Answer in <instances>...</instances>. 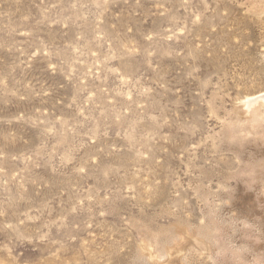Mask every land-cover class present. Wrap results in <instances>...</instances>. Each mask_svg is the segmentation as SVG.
Returning <instances> with one entry per match:
<instances>
[{
	"label": "rangeland",
	"instance_id": "rangeland-1",
	"mask_svg": "<svg viewBox=\"0 0 264 264\" xmlns=\"http://www.w3.org/2000/svg\"><path fill=\"white\" fill-rule=\"evenodd\" d=\"M264 0H0V264H264Z\"/></svg>",
	"mask_w": 264,
	"mask_h": 264
},
{
	"label": "bare ground",
	"instance_id": "bare-ground-1",
	"mask_svg": "<svg viewBox=\"0 0 264 264\" xmlns=\"http://www.w3.org/2000/svg\"><path fill=\"white\" fill-rule=\"evenodd\" d=\"M259 96V95H258ZM248 101L246 102V106L247 107H251V106H253L254 105V103H256V102H258L259 100V102H263V106H264V95H261V96H259V97H253V98H250V99H247Z\"/></svg>",
	"mask_w": 264,
	"mask_h": 264
}]
</instances>
